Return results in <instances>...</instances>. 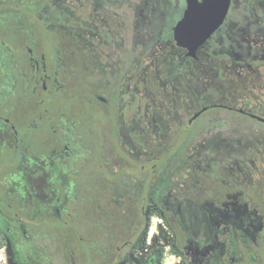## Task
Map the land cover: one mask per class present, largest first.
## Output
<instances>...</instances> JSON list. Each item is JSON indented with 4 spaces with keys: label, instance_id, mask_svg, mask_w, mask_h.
<instances>
[{
    "label": "flooded vegetation",
    "instance_id": "flooded-vegetation-1",
    "mask_svg": "<svg viewBox=\"0 0 264 264\" xmlns=\"http://www.w3.org/2000/svg\"><path fill=\"white\" fill-rule=\"evenodd\" d=\"M192 2L0 0L12 264H264V129L247 119L264 124V0H229L195 56L175 38Z\"/></svg>",
    "mask_w": 264,
    "mask_h": 264
},
{
    "label": "water",
    "instance_id": "water-1",
    "mask_svg": "<svg viewBox=\"0 0 264 264\" xmlns=\"http://www.w3.org/2000/svg\"><path fill=\"white\" fill-rule=\"evenodd\" d=\"M184 15L175 27V38L179 45L189 49L191 55L195 56L199 47L206 41L210 34L217 28L223 20L228 9V1L223 0V11L216 14L210 13V2L214 0H204L194 5L195 0H192ZM220 1V0H218ZM219 7L218 6H214ZM264 122V118L259 117Z\"/></svg>",
    "mask_w": 264,
    "mask_h": 264
},
{
    "label": "rangeland",
    "instance_id": "rangeland-1",
    "mask_svg": "<svg viewBox=\"0 0 264 264\" xmlns=\"http://www.w3.org/2000/svg\"><path fill=\"white\" fill-rule=\"evenodd\" d=\"M178 13H175L174 12V15H173V17L174 16H176ZM173 17L169 20L168 19V22H167V24H171L172 23V19H173ZM167 27H165V32L166 33H169L170 32V29H166ZM220 112V113H222V114H225V115H230L231 117H236L235 116V112H231V111H227V110H223V109H210L207 113H206V115H203L202 117H201V120H208V119H206V118H208V117H210V114H212V113H216V112ZM248 119V121L251 123V124H253V125H255V126H257V127H259V128H263L264 129V124H262V123H260V122H258V121H256V120H254V119H251V118H247ZM203 122V121H202ZM199 123V122H198ZM259 210H260V212H263L264 213V208H259ZM241 212L243 211L242 209L240 210ZM68 243H69V241H68ZM66 244H67V241L66 242H63V247L64 248H66ZM69 245H70V243H69ZM70 247V246H69ZM253 263H256L255 261L253 262ZM0 264H12V262H11V260H10V257H9V254H8V249H7V247L6 246H4V244L2 243V241L0 240Z\"/></svg>",
    "mask_w": 264,
    "mask_h": 264
}]
</instances>
